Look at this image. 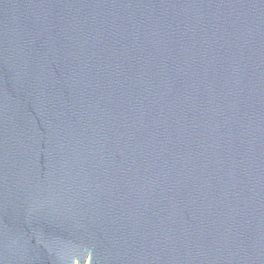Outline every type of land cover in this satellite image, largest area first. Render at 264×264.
Instances as JSON below:
<instances>
[{"label": "water", "instance_id": "water-1", "mask_svg": "<svg viewBox=\"0 0 264 264\" xmlns=\"http://www.w3.org/2000/svg\"><path fill=\"white\" fill-rule=\"evenodd\" d=\"M0 264H264V0H0Z\"/></svg>", "mask_w": 264, "mask_h": 264}]
</instances>
